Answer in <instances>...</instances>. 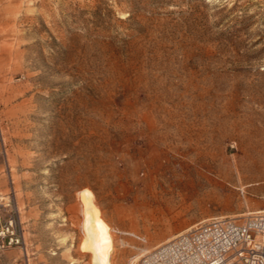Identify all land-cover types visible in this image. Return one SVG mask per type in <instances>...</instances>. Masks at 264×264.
Segmentation results:
<instances>
[{"label":"rangeland","instance_id":"1","mask_svg":"<svg viewBox=\"0 0 264 264\" xmlns=\"http://www.w3.org/2000/svg\"><path fill=\"white\" fill-rule=\"evenodd\" d=\"M82 192L110 264L264 211V0H0V264H91Z\"/></svg>","mask_w":264,"mask_h":264},{"label":"built area","instance_id":"2","mask_svg":"<svg viewBox=\"0 0 264 264\" xmlns=\"http://www.w3.org/2000/svg\"><path fill=\"white\" fill-rule=\"evenodd\" d=\"M138 264H264V211L241 220L216 216L201 221L144 253Z\"/></svg>","mask_w":264,"mask_h":264},{"label":"bare ground","instance_id":"3","mask_svg":"<svg viewBox=\"0 0 264 264\" xmlns=\"http://www.w3.org/2000/svg\"><path fill=\"white\" fill-rule=\"evenodd\" d=\"M82 193L79 197L82 201L81 226L84 240L90 250V263L110 264L109 252L112 248L110 227L102 217L95 199L85 192ZM131 264L137 263L133 261Z\"/></svg>","mask_w":264,"mask_h":264}]
</instances>
